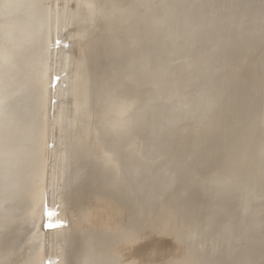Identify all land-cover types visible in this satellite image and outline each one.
Segmentation results:
<instances>
[{"label":"rangeland","instance_id":"rangeland-1","mask_svg":"<svg viewBox=\"0 0 264 264\" xmlns=\"http://www.w3.org/2000/svg\"><path fill=\"white\" fill-rule=\"evenodd\" d=\"M23 1L16 0L17 4L22 2L20 9ZM27 1L22 12L14 7L15 1L10 3L12 8L8 5L11 0L5 1L7 5L0 0V27L3 18L9 20L18 12L23 16L27 12L29 17H24L30 19L31 14L39 17L42 9L46 19L41 28L47 39V86L43 87L40 118L44 126L39 174L43 208H38L42 220L38 264H65V253L68 260L72 256L63 240L69 227L64 215L68 212L71 223L78 204H71L70 210L64 208L69 188L63 174L69 166L70 127L77 118L70 109L80 102L74 83L80 74L81 67L75 61L79 58L86 69L81 74L91 76L97 90L103 81L96 78L107 76L111 77L110 85L123 91L119 80L129 64L132 76L127 75L125 81H130V97L137 101L133 116L152 111L143 120L145 125H156V116L160 117L159 125L150 129L155 135L135 138L144 149L149 142L156 145L155 150H149L153 154L144 150L154 175L140 177L143 172L139 176L135 173L130 189L132 203L142 213L140 229L146 245L153 243L160 231L169 230L180 235L179 242L189 254L188 249H193L191 256L199 260L200 255L208 264H264V39L258 34L264 22L253 19L257 12H264V0H131L129 18L124 19L121 12L106 13L91 24L80 21L83 15L79 11L84 12L88 0H38L42 7L37 0V6L34 0ZM24 7L35 9L28 13ZM239 16L244 23L237 27ZM81 31L83 37H79ZM220 54L226 56L216 61ZM145 75L147 80L168 76L167 88L172 93L163 99V87L140 86ZM132 130L126 131L124 138L132 136ZM119 137L115 133L117 140ZM134 162L120 165L131 177L129 164ZM161 168L166 169L164 174L158 173ZM254 191L260 195L251 201ZM245 201L248 213L241 207ZM257 208L263 209L256 212L259 220L253 224L249 216ZM238 223L246 225L247 235L235 251H230L228 245L240 235ZM81 229L73 243L80 245L94 230L106 238L111 260L132 255V251H121L119 237L109 240V229L97 232L87 222ZM239 253L249 257L242 260ZM170 258L181 259L177 251Z\"/></svg>","mask_w":264,"mask_h":264},{"label":"bare ground","instance_id":"bare-ground-1","mask_svg":"<svg viewBox=\"0 0 264 264\" xmlns=\"http://www.w3.org/2000/svg\"><path fill=\"white\" fill-rule=\"evenodd\" d=\"M5 1L3 4L7 5L6 3L10 0L6 3ZM13 1L16 2V0ZM13 1L8 3L9 7L13 8V4L10 5ZM26 1L24 5L27 4ZM36 2L34 0V5L39 4ZM29 3L28 9H30ZM19 4L14 7L19 8ZM42 5L41 3V7ZM84 5V12L78 11L83 15L81 23L85 24L95 22V18L97 19L100 15L104 16L106 13L116 15L117 12H121L123 18L127 19L133 10L131 0H88ZM22 7L19 9L22 10ZM9 9H6L7 12ZM3 10L6 13L5 9ZM25 11L28 10L25 9ZM39 11V17H32L31 14L30 19L24 17L26 15L29 17L27 12L24 16L22 12L15 13L14 17L7 13L10 19L3 18V24L0 27L3 29V34L0 35V264H38L37 256L42 238L39 221L41 220V208H43L39 174L42 168L44 126L40 118H42L45 96L43 87L47 86L44 72L47 39L41 31L46 19L42 9ZM239 17V21L236 19L239 22L237 27L244 23V18ZM253 19L264 22V12H257ZM259 29H253V31ZM83 33L84 31H81L79 37H83L81 36ZM258 34L264 39V28ZM225 56V54H220L216 57V61ZM75 61L76 66L81 67L78 71L80 74L74 81L78 87L76 91L80 102L72 109H70L72 106L69 108L70 113L72 114L73 111L77 118L70 127L71 140L70 142L68 140L70 146L67 152L69 166L63 174V179L69 188L64 208L70 210L71 204H78V208L75 210L71 208L74 214L71 223L68 219V212L66 213L65 210L63 212L66 213L63 214L64 218L69 220V224L67 221L69 227L66 228L63 239L65 250L72 252L69 260L66 257L67 253L65 257L62 256L65 264H135V260H144V263L148 264H208L207 260L200 255L199 260L191 256L193 249H188L189 254L184 245L179 242L180 235L169 232V230L160 231L156 238L154 237L153 243L148 246L143 241L145 235L140 229L143 217L139 208L132 203L130 189L133 185L132 180L136 177L135 173L139 176V173L143 172L140 177H146L147 174L154 175V167L145 161L144 150L153 151L156 145L149 142L144 149L142 143L136 141L135 138L140 134L150 137L153 133L150 129L152 126L156 128L159 125L160 117L156 116V125H145L143 120L148 114L151 116L152 111L141 112L139 114L141 117L133 116L137 101L130 97V81H125V77L127 75L130 77L131 74L130 69H127L129 64L125 65L126 69L119 80L123 91L110 85L111 77L106 78L107 76H104L103 80L96 78L97 81H103L100 83L102 87L100 86L97 90L91 76L81 74L83 72L81 70H86L82 64V58ZM134 74L136 75V71ZM167 77L157 75L156 79L147 80L145 75L141 78L140 86L146 87L147 84H154L157 90L163 87L160 95L166 99L167 94L172 93L167 88ZM135 94L139 95V93ZM139 101L142 102L140 97ZM131 128H133V135L124 138L125 132L130 131ZM139 129L141 131L136 133ZM115 133L120 134V139L115 138ZM150 153L153 154V152ZM134 160V165L129 164L131 177L128 169L124 170L120 165ZM165 170L161 168L158 173L164 174ZM97 180L100 181L97 182ZM87 181L89 182L88 188L85 184ZM92 182L93 185H91ZM258 192L254 191L253 196H249L251 201L260 195ZM246 204V201L241 204L242 210H245L244 213H248L247 210H249V205L246 206ZM262 209L257 208L250 212L252 216H249V220L253 224L257 222V219L259 220L256 212ZM42 217L44 220L45 216ZM86 222L92 223L97 228V232L109 229L110 235L107 236L109 240L115 241L119 237L121 251H132V255L129 257L124 255V258H119V260H111L110 255L107 256L109 245L105 242L106 238L101 237L94 230L83 243L78 244L79 246L73 243L76 241V234L83 230L81 228ZM237 225L239 229L240 224ZM241 226L240 235L233 239L227 247L230 251H235L247 235L246 225L241 223ZM70 234L73 235L70 236ZM73 247L74 250H72ZM174 247H176L175 251H173ZM176 251L177 258L181 259L172 261L173 259L170 258V261L169 257L176 255ZM239 255L242 260H247L249 257L248 253H239ZM251 262L254 263V261L247 263Z\"/></svg>","mask_w":264,"mask_h":264}]
</instances>
